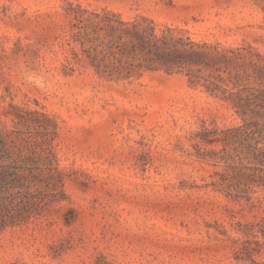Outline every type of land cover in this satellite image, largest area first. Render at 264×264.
<instances>
[{"label": "rangeland", "instance_id": "obj_1", "mask_svg": "<svg viewBox=\"0 0 264 264\" xmlns=\"http://www.w3.org/2000/svg\"><path fill=\"white\" fill-rule=\"evenodd\" d=\"M69 3L264 53V0H0L1 104L48 113L2 123L48 138L68 195L2 234L0 264H264V179L251 184L260 197L229 196L224 185L246 180L194 146L204 127L242 119L183 74L145 71L128 82L84 61L71 69Z\"/></svg>", "mask_w": 264, "mask_h": 264}, {"label": "trees", "instance_id": "obj_2", "mask_svg": "<svg viewBox=\"0 0 264 264\" xmlns=\"http://www.w3.org/2000/svg\"><path fill=\"white\" fill-rule=\"evenodd\" d=\"M66 10L70 18L67 60L71 69L84 61L101 78L128 82L145 71L179 73L190 84L202 86L228 103L242 122L223 128L204 127L196 132V154L218 160L214 164L233 167L231 174L240 180L239 184L246 180L244 185H224L222 190L227 195L242 197L241 192L247 191L248 199L260 197L252 195L256 190L251 184L258 177L264 179L260 174L264 171L262 51L252 45L197 40L184 35L191 32L187 28L159 23L146 15L125 18L119 12L82 3H69ZM2 101L0 98V237L46 216L52 202L68 196L64 189L67 173L48 138L2 123L3 115L11 116L18 124V119L27 118L23 111L48 113L14 100L7 105ZM43 132L52 131L46 127ZM217 142L224 145L208 153L203 150V143ZM66 221L71 223L73 219L67 217Z\"/></svg>", "mask_w": 264, "mask_h": 264}]
</instances>
